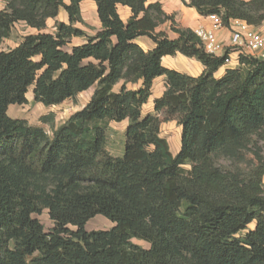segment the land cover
Wrapping results in <instances>:
<instances>
[{
  "label": "trees",
  "instance_id": "obj_1",
  "mask_svg": "<svg viewBox=\"0 0 264 264\" xmlns=\"http://www.w3.org/2000/svg\"><path fill=\"white\" fill-rule=\"evenodd\" d=\"M4 1L0 41L19 23L36 33L0 52V264H264V158L251 157L264 142V58L240 56L215 78L227 51L205 53L192 30L149 0ZM84 1L99 22L91 37L75 26L85 25ZM180 1L224 27L264 22V0ZM117 6L129 9L125 22ZM60 11L67 23L45 33ZM165 23L175 39L157 31ZM73 38L85 41L70 47ZM176 55L201 74L161 65ZM160 77L165 89L142 115ZM90 88L87 104L51 136L8 114L27 104L29 89L34 103L51 107ZM173 120L174 155L159 132ZM123 121L122 156L101 159L108 124ZM43 210L48 232L33 218ZM96 216L113 227L87 231Z\"/></svg>",
  "mask_w": 264,
  "mask_h": 264
},
{
  "label": "rangeland",
  "instance_id": "obj_2",
  "mask_svg": "<svg viewBox=\"0 0 264 264\" xmlns=\"http://www.w3.org/2000/svg\"><path fill=\"white\" fill-rule=\"evenodd\" d=\"M63 2L65 4H68L69 0H63ZM4 6H5V1L0 0V10L3 9ZM80 12L85 25L76 24L75 26L77 28H80L86 34V36H90V37L94 36L99 29V22L96 15L95 5L91 1H85L80 5ZM58 22L67 23L66 17L64 16L62 11L58 14L57 18L49 19L46 21V29L44 30V32L53 33L55 31V24ZM35 33H36L35 30L29 29L23 24L15 25V27L12 30L11 36L8 39L0 41V52L7 51L9 49L16 47V45L20 42V39H22L24 36ZM84 41L85 38H73L70 41L69 46L71 47V46L79 45ZM234 68L236 67L235 66L228 67V69H234ZM223 72L224 71L221 69L219 72H217L214 75V77L219 78L223 74ZM136 88L137 85H127V89L134 90ZM164 88H165V84H163L162 80L160 79H157L153 83L152 91H151V99H149L148 103L145 104V106L141 107L142 115H147L153 112V109L151 108L154 102V97L156 98L158 95H160ZM118 89H119V85L116 86L114 90L118 91ZM92 91L93 88H90L89 90L80 93L75 98L66 100L65 102H63L58 106L43 107L42 105L33 102L31 89H29L26 95L27 104L21 107H11L9 109V114L13 117H17L25 120L30 126L41 127L48 136H51V132L53 128L65 122L70 115L81 110L87 104ZM126 126H127L126 121L120 123L110 122L108 124L106 130V140L101 154V159L114 160L122 156L123 148L125 144ZM179 131L180 128L178 127L177 123L174 120L163 122L160 125V129H159L160 137L164 138L167 141L169 151L172 155L175 154L179 148ZM258 145L261 148V152L259 154L254 152L251 155L252 159H254L255 161H258L260 159L262 160V158H264V142L258 143ZM33 218L37 219L42 224L45 232H48L53 226L52 222L48 217L46 210H43L39 215H33ZM253 225L254 224L250 225L248 229L252 228ZM112 227L113 224H111L108 220H106L101 216H96L92 218L86 224L87 231L109 230ZM131 242L144 249L148 248V244L143 241L133 239L131 240Z\"/></svg>",
  "mask_w": 264,
  "mask_h": 264
},
{
  "label": "crops",
  "instance_id": "obj_3",
  "mask_svg": "<svg viewBox=\"0 0 264 264\" xmlns=\"http://www.w3.org/2000/svg\"><path fill=\"white\" fill-rule=\"evenodd\" d=\"M245 1H249V0H245ZM156 2L160 4L161 10L166 15L173 16V21H174L175 25L178 26L179 28L190 29L193 31L195 28H198V27L209 28L211 25V22L207 17H201L195 12L194 9L184 7L181 4L180 0H149L148 1V3H156ZM116 9H117V13H118L120 19L123 22H125L130 17V11L128 8L123 7V6H117ZM59 21H61V20H59ZM19 24H22V23H19ZM253 29L256 32L260 33L262 36H264V22L259 27H256ZM157 31L165 32L170 39L176 38V35L171 33L169 30V23H165L163 25H160L157 28ZM217 40H218V42L222 43L223 46H225V47L228 45V43H229V31L227 28H222L221 30H219L217 32ZM138 44L143 49H146V50H150L152 48L151 45L148 44V42L145 40H139ZM263 53H264V51H263ZM161 65L166 69L174 70V71H177L180 73H184V74L191 76V77L199 76L203 70L202 67L196 61H194L192 59H187L181 55H176L173 57H169V56L163 57L161 59ZM226 68L228 69V67H226ZM226 68H222V70L224 71ZM157 79L162 80V83L164 84V78L163 77L156 78L153 81V83ZM164 89H163V91H164ZM163 91L156 98L154 97V100L159 98L162 95ZM149 99H151V96ZM149 99H148V101H149ZM143 106H145V105H143ZM11 107H18V106H10L9 109ZM9 109H8V114H9ZM151 109H153V105H152ZM11 117H13V116H11ZM13 118H17V117H13Z\"/></svg>",
  "mask_w": 264,
  "mask_h": 264
},
{
  "label": "built area",
  "instance_id": "obj_4",
  "mask_svg": "<svg viewBox=\"0 0 264 264\" xmlns=\"http://www.w3.org/2000/svg\"><path fill=\"white\" fill-rule=\"evenodd\" d=\"M207 18L211 22L210 27H198L193 32L205 53L221 56L227 51L223 67H237L240 56L264 58V36L252 27L241 21H231L228 27H224L219 16L210 15ZM222 28L229 31V43L226 47L217 40V32Z\"/></svg>",
  "mask_w": 264,
  "mask_h": 264
}]
</instances>
